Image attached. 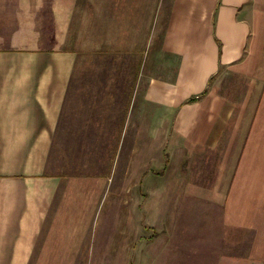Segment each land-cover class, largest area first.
I'll return each mask as SVG.
<instances>
[{"label":"crops","instance_id":"crops-1","mask_svg":"<svg viewBox=\"0 0 264 264\" xmlns=\"http://www.w3.org/2000/svg\"><path fill=\"white\" fill-rule=\"evenodd\" d=\"M149 256L264 264V0H0V264Z\"/></svg>","mask_w":264,"mask_h":264},{"label":"rangeland","instance_id":"rangeland-1","mask_svg":"<svg viewBox=\"0 0 264 264\" xmlns=\"http://www.w3.org/2000/svg\"><path fill=\"white\" fill-rule=\"evenodd\" d=\"M177 164H178V162H177V160H176V158L174 157L173 158V163L171 164V165H176L177 166ZM166 175V174H165ZM165 187V186H164ZM165 189V188H164ZM185 189H187V186H182L181 187V192H183ZM177 192V191H176ZM169 193V192H168ZM170 194V193H169ZM169 194H165L164 196H168ZM171 194H170V196H169V198L167 199V201H166V207L168 208L167 209V215H170V211H171V202H172V198H171ZM180 197H181V199H182V197H183V195L182 194H180ZM189 205V207H192V209L194 210V206H191L190 204H188ZM168 218V217H167ZM190 221V224H191V220H189ZM193 221V223H194V221L195 222H200V221H203L202 219L201 220H198V219H196V220H192ZM188 223V222H187ZM186 223V224H187ZM195 224V223H194ZM165 226L166 227H168L166 224H165ZM186 226V225H185ZM196 226L199 228V226H200V223H198V224H196ZM187 227V226H186ZM200 229V228H199ZM187 233V228H185V234ZM189 233H187L186 235H188ZM180 239V238H179ZM149 241H150V238H149ZM178 243H179V240H177V245H178ZM177 253H178V250L176 251ZM149 259H150V263L149 264H153V260L154 259H151V257L149 256ZM197 260H200V259H197ZM196 260V261H197ZM199 261H197V263H198Z\"/></svg>","mask_w":264,"mask_h":264}]
</instances>
